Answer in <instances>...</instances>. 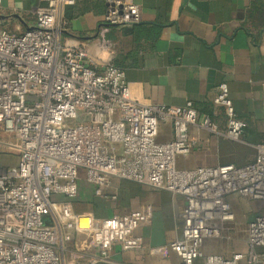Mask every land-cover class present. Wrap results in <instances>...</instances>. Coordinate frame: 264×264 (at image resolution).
<instances>
[{
    "label": "built area",
    "instance_id": "1",
    "mask_svg": "<svg viewBox=\"0 0 264 264\" xmlns=\"http://www.w3.org/2000/svg\"><path fill=\"white\" fill-rule=\"evenodd\" d=\"M42 2L25 30L0 27V126L12 137L5 147L17 155L14 167L0 162V264H62V243L71 240L70 264L107 261L111 245L138 248L134 231L149 218L148 207L109 218L55 209L76 197L80 182L101 195L113 180L183 198L181 236L168 245L177 256L172 264H193L199 257L203 264H264V143L253 145V159L242 165L175 167L176 157L193 146L189 127L242 141L244 123L226 84L212 101L225 118L223 131L190 101L140 103L111 61L97 69L84 47L62 41L64 8L75 0ZM105 4L96 35L101 46L110 28H129L140 19L135 4ZM262 110L264 118V103ZM160 123L171 125V140H156ZM54 195L64 201H53ZM230 198L258 205L246 224V248L229 257L203 255V241L220 237L233 221Z\"/></svg>",
    "mask_w": 264,
    "mask_h": 264
},
{
    "label": "crops",
    "instance_id": "2",
    "mask_svg": "<svg viewBox=\"0 0 264 264\" xmlns=\"http://www.w3.org/2000/svg\"><path fill=\"white\" fill-rule=\"evenodd\" d=\"M105 1L75 0L66 6L62 41L84 47L88 64L97 69L107 61L121 69L130 97L138 102L182 106L190 101L201 114L209 115L220 131L225 129V118L212 101L219 85L226 84L234 111L244 123L240 143L252 149L264 143V0H121L137 5L140 19L129 28H110L105 34L107 45L101 46L96 35ZM42 4V0H1L0 26L11 32L25 30L33 25L34 12ZM188 134L193 146L187 155L176 157L179 170L242 165L255 154L254 149L252 154L244 152L234 145L236 141L196 127H189ZM171 139V125L160 123L156 140ZM5 143L0 141L1 165L14 167L17 155ZM249 154L251 158L244 162ZM237 199L230 198L233 221L226 223L220 237L203 241V255L229 257L245 250L246 224L255 214L240 220L236 213L246 211L249 203L240 199L236 211ZM52 200L63 202L64 197L54 195ZM183 205L181 196L168 191L113 180L101 195L80 182L76 197L55 209L109 218L148 207L149 218L134 231L139 247L111 245L108 260L94 264H172L177 256L168 245L181 236ZM257 206L251 203L255 213ZM73 248V240L62 243V264L71 263ZM193 264H203V258H196Z\"/></svg>",
    "mask_w": 264,
    "mask_h": 264
},
{
    "label": "rangeland",
    "instance_id": "3",
    "mask_svg": "<svg viewBox=\"0 0 264 264\" xmlns=\"http://www.w3.org/2000/svg\"><path fill=\"white\" fill-rule=\"evenodd\" d=\"M1 27V26H0ZM65 124L66 125H71V124H73V121L71 120V119H66L65 120ZM9 139L11 140L12 139V137H11V135H9L8 133H6V132H4L3 130H2V128H1V126H0V141H4V142H7V141H9ZM237 148H240V149H243L244 150V152H249L250 154H252L253 153V149L250 147V145H246V144H242V143H240V142H236L235 144H234ZM233 144H232V146L233 147H235ZM228 146H231L230 144L228 145ZM231 146V147H232ZM250 154L248 155V157H246L245 158V160H244V162H246V161H248L250 158H251V156H250ZM247 156V155H246ZM16 157L14 156V158L13 159H15ZM244 203H249L248 204V206H247V209H246V211H242V212H238V213H236V216L237 217H239L240 218V220L241 219H246V218H248L249 216H252V215H254L255 214V211H254V209L251 207V202H249V201H246V200H242ZM242 201H240V199H237V200H235L234 202H235V209H236V211H237V209H239V207H240V204L242 203Z\"/></svg>",
    "mask_w": 264,
    "mask_h": 264
}]
</instances>
